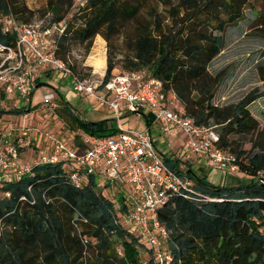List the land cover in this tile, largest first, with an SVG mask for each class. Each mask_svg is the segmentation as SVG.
Listing matches in <instances>:
<instances>
[{
    "label": "trees",
    "instance_id": "trees-1",
    "mask_svg": "<svg viewBox=\"0 0 264 264\" xmlns=\"http://www.w3.org/2000/svg\"><path fill=\"white\" fill-rule=\"evenodd\" d=\"M75 2L47 0L45 8L34 11L25 0H0V20L33 25L37 13L48 14L42 29L53 24L62 29L49 38L50 50L78 78L84 75L69 59L72 47L88 54L95 37H102L107 48L102 84L116 69V41L122 38L128 52L122 69L160 81L164 105L212 127L219 148L233 154L238 170L250 179L236 187L215 186L164 156L168 168L194 182V194H173L157 212L168 234L170 264H264V123L249 110L264 99V89L255 87L237 103L217 106L213 98L225 72L207 70L224 48L226 29L251 8L264 35V13L250 0H84L68 18ZM16 41V32L0 25V47L13 48ZM52 73L48 69L42 76ZM257 75L264 83V67ZM39 80L36 85L43 84ZM4 95L0 89V98ZM55 113L77 139L80 133L94 138L118 132L114 119H81L61 98ZM144 118L150 126L152 117ZM68 175L62 164L42 165L0 184V264H155L153 250L121 221L120 214L128 211L125 201L104 197L93 178L76 188ZM2 192L9 196L1 197Z\"/></svg>",
    "mask_w": 264,
    "mask_h": 264
},
{
    "label": "built area",
    "instance_id": "built-area-1",
    "mask_svg": "<svg viewBox=\"0 0 264 264\" xmlns=\"http://www.w3.org/2000/svg\"><path fill=\"white\" fill-rule=\"evenodd\" d=\"M0 25L4 30L12 28L17 34L15 47H0L4 54L0 63V89L4 94L13 90L21 97L27 96L35 80L43 71L51 69L69 78L76 94L84 96L97 108L113 113L118 129L114 137L91 138L80 133L79 141L71 143L54 137L49 127L42 130L17 127L8 131L0 125V184L16 181L37 166L54 164L63 165L70 184L76 188L85 186L91 178L95 182L102 180L110 187L115 200L121 197L125 201L128 211L120 214L121 221L140 242L153 250V262L170 264L171 254L165 247L168 234L157 212L173 194H194V182L166 166L150 127L124 128L122 112H144L151 116L160 136L175 138L182 134V148L187 157H198L209 169L239 171L235 156L219 148V136L212 127L199 126L192 118L180 117L166 107L161 82L146 78L144 73L114 69L110 80L104 84L102 81L93 83L88 77L78 78L68 63L50 50L49 38L62 31L60 25L42 29L20 25L11 18L0 20ZM43 104L53 113L59 107L54 94L46 95ZM26 117L24 114V119ZM34 134L49 140V147L26 163L21 160L22 149L26 146L24 138ZM8 196L6 192L1 193V197ZM262 233L264 235V228Z\"/></svg>",
    "mask_w": 264,
    "mask_h": 264
},
{
    "label": "rangeland",
    "instance_id": "rangeland-1",
    "mask_svg": "<svg viewBox=\"0 0 264 264\" xmlns=\"http://www.w3.org/2000/svg\"><path fill=\"white\" fill-rule=\"evenodd\" d=\"M25 2L31 10L37 11L46 7L47 0H25ZM83 2L84 0H76L75 6L70 11L68 18H70L72 13L77 10L79 4ZM250 4L255 10L264 13V0H250ZM157 10L165 15V12L160 5L157 6ZM244 16V19L240 20L236 26L226 29L224 33V48L219 55L212 60L207 68L211 75H216L221 71L225 72V77L217 88L213 98V103L217 106L237 103L244 95L255 87L264 89V83L259 81L257 75L258 67H264V35L257 30L255 13L251 8L245 10ZM49 19L50 17L48 14L37 13L31 21V24L42 28L46 26ZM122 41V38H119V40L116 41L117 49L115 50L114 63L118 70L122 69L123 57L128 55L127 48ZM95 46V50L93 52L90 50L88 54H86L82 47L73 46L69 54V59L75 66L78 75H84V77H88L93 83H98L104 76V72L102 71L101 73L98 70L105 64L104 53L106 57L107 48L105 45L103 49V41L100 39L96 40ZM3 58L4 54L0 52V63ZM40 79H42V81H44V79H49V81H47L46 84L38 86L36 89H32L25 97L19 96L12 90L5 94L3 99L0 98V110L4 111L1 115L0 125L6 130H14L17 127H32L38 130L46 129L47 127H49V129H53V127L56 129V115L47 105L43 104V100L48 93H52L55 96L56 91L55 88L50 85V80L53 81V84L57 83L53 78L50 79L45 75L41 76ZM63 80H65L64 76L61 77L59 86H65ZM21 103H26V106L30 104L31 106V110L26 119H24V114L27 115V113H12L16 107L19 108L18 106H20ZM89 103L90 101L84 96H80L77 99H73L71 104L78 117H80L82 115H88V112L91 109ZM249 110L262 125L264 123V99H259L253 103L249 107ZM143 114L145 113L139 115L134 113L126 114L122 118V126L124 128L130 126L141 130L145 125ZM104 116V119L115 118L114 114L111 112ZM232 138L236 139L235 136ZM62 139L63 141L66 140V138ZM177 152L178 150L176 153ZM179 156H187V153L184 152L183 148H181ZM97 180L98 187H100V180ZM110 190V187H103L101 192L104 197L114 199Z\"/></svg>",
    "mask_w": 264,
    "mask_h": 264
},
{
    "label": "crops",
    "instance_id": "crops-1",
    "mask_svg": "<svg viewBox=\"0 0 264 264\" xmlns=\"http://www.w3.org/2000/svg\"><path fill=\"white\" fill-rule=\"evenodd\" d=\"M97 39H100L103 41V49L106 45V42L102 39V37L96 36L94 39V45L90 49L91 52H93L96 48L95 43H96ZM104 63L105 64H104L103 72H105V68H106L105 53H104ZM63 76L64 75H58L56 73H52L50 79L53 78L57 84H53L52 83L53 81L50 80V82H51L50 85L53 86V88H55V91H56L55 98H56L59 106H60V98H61L62 100H64L65 102H67L70 105L71 109L76 114L75 109L71 103L73 102V99H77L78 97H80L82 95L76 94L73 91L71 80L69 78H67L66 76H64L65 80H63L65 86L64 87L59 86L60 79ZM47 81H49V79H46V80L44 79V81H42V79L39 80V82L43 83V84H46ZM38 86H40V85H36V80H35L33 89H36ZM48 94H52V93H48ZM48 94H46V95H48ZM89 106L91 109L88 112V115H82L79 118L95 122V121L104 120V117H105L104 115L110 113L107 110H102V109L97 108L96 106L92 105L91 102L89 103ZM21 107H25L24 112L27 113V117H28V113L31 110L30 104L28 106H26V103H21L20 108ZM129 113H132V114L134 113V114L139 115V114H142L144 112H129ZM54 114L56 115V113H54ZM126 114H128V112H122V118ZM145 115H146V113L143 114L144 117H145ZM55 118H56V126H55L56 129H54V127H53V129H54V131L55 130L56 131L54 132L53 129H51L53 131V136L57 137V138H59V137L66 138L68 141L70 140L71 143H77L79 141V139H77L75 137V133L70 131L67 127H64L63 123L60 121V119L58 118L57 115ZM144 120H145V118H144ZM145 127H150L151 135L155 141L156 146L158 147V149L162 153V155L169 157L172 160L180 161V163H181L180 167L182 169L185 168V166L191 167L193 169V171L199 177H203L208 183H211L215 186L236 187V186H240V185H244V184L249 183V181H250L249 177L246 176L245 174L241 173L240 171H236V172L216 171V170H212V169L205 167L202 164V162L200 161V159L196 156L180 157L179 152L181 151V148L183 145V135L182 134H178L175 138H168V137L160 136L157 128L152 124V122H151L150 126H147L145 123L144 128ZM144 128H142V129H144ZM24 139L26 141V146H24V148L22 149L21 160L26 162V163L32 162L36 158V156L41 153L42 149H45L46 151L48 150L47 148L49 147V140L47 141V139L43 138L40 134H34L33 136L28 137V138H24ZM177 150H178V152L176 153ZM237 173H239V174H237ZM95 183L97 185V190H99L100 192H101V189L103 187H107V184L104 183L102 180H100V182H99L100 187H98V181ZM110 193L113 195V198L115 200V197H114L115 195L112 193L111 190H110Z\"/></svg>",
    "mask_w": 264,
    "mask_h": 264
}]
</instances>
